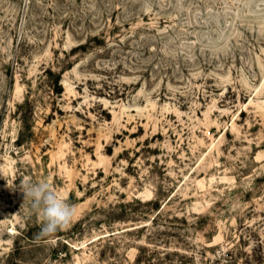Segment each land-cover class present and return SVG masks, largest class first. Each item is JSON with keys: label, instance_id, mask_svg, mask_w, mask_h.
Returning <instances> with one entry per match:
<instances>
[{"label": "rangeland", "instance_id": "374dc122", "mask_svg": "<svg viewBox=\"0 0 264 264\" xmlns=\"http://www.w3.org/2000/svg\"><path fill=\"white\" fill-rule=\"evenodd\" d=\"M140 249L264 264V0H0V264Z\"/></svg>", "mask_w": 264, "mask_h": 264}, {"label": "clouds", "instance_id": "9594fccd", "mask_svg": "<svg viewBox=\"0 0 264 264\" xmlns=\"http://www.w3.org/2000/svg\"><path fill=\"white\" fill-rule=\"evenodd\" d=\"M25 198L32 202L33 209L40 214L42 228L40 236H50L65 228L72 220L75 209L46 181L29 182L22 186Z\"/></svg>", "mask_w": 264, "mask_h": 264}, {"label": "trees", "instance_id": "16d2710c", "mask_svg": "<svg viewBox=\"0 0 264 264\" xmlns=\"http://www.w3.org/2000/svg\"><path fill=\"white\" fill-rule=\"evenodd\" d=\"M149 258L148 257H145L143 254H142V249L139 250V254L137 255V258H136V262L135 264H142V263H146V264H150L149 263ZM178 264H182L181 263H178Z\"/></svg>", "mask_w": 264, "mask_h": 264}]
</instances>
